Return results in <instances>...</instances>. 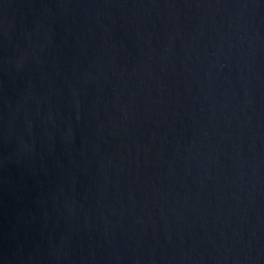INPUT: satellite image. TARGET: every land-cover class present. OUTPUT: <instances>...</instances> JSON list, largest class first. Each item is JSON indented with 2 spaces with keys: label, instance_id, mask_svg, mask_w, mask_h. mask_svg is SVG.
<instances>
[{
  "label": "water",
  "instance_id": "water-1",
  "mask_svg": "<svg viewBox=\"0 0 264 264\" xmlns=\"http://www.w3.org/2000/svg\"><path fill=\"white\" fill-rule=\"evenodd\" d=\"M0 264H264V0H0Z\"/></svg>",
  "mask_w": 264,
  "mask_h": 264
}]
</instances>
